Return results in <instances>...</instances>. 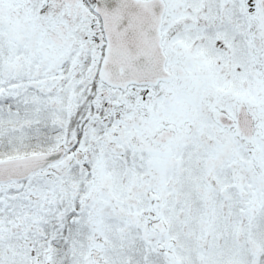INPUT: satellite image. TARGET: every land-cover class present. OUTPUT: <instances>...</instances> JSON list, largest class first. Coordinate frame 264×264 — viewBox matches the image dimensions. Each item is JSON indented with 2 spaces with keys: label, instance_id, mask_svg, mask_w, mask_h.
Masks as SVG:
<instances>
[{
  "label": "snow or ice",
  "instance_id": "obj_1",
  "mask_svg": "<svg viewBox=\"0 0 264 264\" xmlns=\"http://www.w3.org/2000/svg\"><path fill=\"white\" fill-rule=\"evenodd\" d=\"M0 264H264V0H0Z\"/></svg>",
  "mask_w": 264,
  "mask_h": 264
}]
</instances>
